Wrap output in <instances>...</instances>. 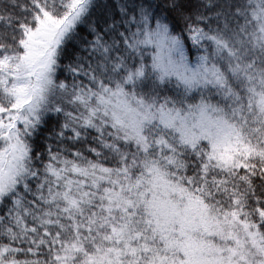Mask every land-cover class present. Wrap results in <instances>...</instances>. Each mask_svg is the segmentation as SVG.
<instances>
[{"label":"snow or ice","instance_id":"obj_1","mask_svg":"<svg viewBox=\"0 0 264 264\" xmlns=\"http://www.w3.org/2000/svg\"><path fill=\"white\" fill-rule=\"evenodd\" d=\"M0 264H264V0H0Z\"/></svg>","mask_w":264,"mask_h":264}]
</instances>
